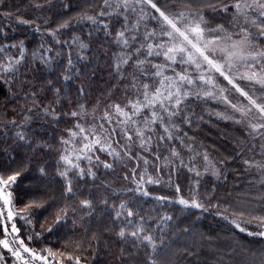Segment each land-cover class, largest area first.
Wrapping results in <instances>:
<instances>
[{"label":"trees","instance_id":"trees-1","mask_svg":"<svg viewBox=\"0 0 264 264\" xmlns=\"http://www.w3.org/2000/svg\"><path fill=\"white\" fill-rule=\"evenodd\" d=\"M194 1L196 0H192L191 3L193 10L199 8ZM153 2L170 16L189 10V0ZM222 2L228 3L229 0ZM36 3L42 7L37 8ZM65 4L68 7H65ZM101 5L102 0H0V48H3L0 60L20 58V41H23L24 54L22 64L19 66V75L20 80L31 82L24 90L35 91L40 104L54 109L58 117L53 119L51 116L38 114L39 110L33 111L31 121L20 129L27 132L29 142L19 141L15 138L18 128L8 122L15 119L16 125L19 126L24 120L27 113L26 110H21L24 102L20 100L23 93L19 90L18 83L11 87V91L17 93L15 100L9 99L6 87L0 90V173L11 174L13 170L27 164V171L9 189L13 195V211L18 212L29 199L34 196L39 198L43 192L47 193L44 199L52 198L45 208L32 210L28 217L30 223L20 216L14 217V224L19 229L18 236L25 244L40 253L49 248L65 251L66 242H71L69 248L71 250L75 241L83 239L84 247L88 249L83 252V256L86 257L83 264H148L146 256L150 249L146 246L141 247L134 258L119 262L116 259L122 246L128 255L133 251L132 245L135 241L129 239L125 244V241L118 239L115 234L131 219L133 227L136 223L142 222L146 229L145 234L156 237L158 254L154 255L157 256V264H260V255L254 250L258 240L255 239L254 242L253 238L242 235L234 225L216 215L220 212L230 220H239L240 217L234 215V212L254 210L253 214H264V208L259 207L253 199L261 194L262 187L256 183L258 178L255 171L246 170L242 163L244 159L253 160L260 151L259 146L257 145L258 149L256 147L254 152H249L247 149L255 144L254 140H250L236 124L220 118L216 120L218 117L213 115V102L198 96H188L181 105V114L173 118L172 123L179 126L178 130L169 129L175 138L161 141L160 137L165 136V133L159 124H151L152 131H148L144 125V118L150 116V110H146L135 119L139 122V127L145 130L146 136L152 137L151 142L146 144L149 151H143L139 147L140 141L135 136V125L127 126L133 140H126L121 133L125 125L118 124L123 117L114 114L110 106L120 104L123 107L129 100L137 98L130 74L134 71L133 62L137 58L143 59L144 56L138 57L133 53L132 62L123 67V79H119L113 70L115 56L132 51L142 43H161L167 40L159 34L162 27L164 30L168 28L159 19V13L147 3L134 2L127 10L121 7L119 11L123 15L98 17V21L102 23L93 24L86 19H77L84 14L95 16L101 10ZM17 17L31 23H20ZM205 18L209 26L217 23L232 28L231 10L225 14L207 9ZM65 21L69 22V27L60 29L54 37L51 31ZM105 24L108 25L107 28L104 27ZM125 25L129 38L134 35L138 37L134 42L130 41L127 48L116 41L117 32L123 31ZM152 30L157 35L151 40H145V32ZM73 37H79L74 46L71 45ZM81 42L88 46L82 52L85 59L79 58ZM260 42L264 45V42ZM41 45L45 49L51 48V52L45 53L51 57L48 65L33 61L32 54ZM146 51L144 49L145 55ZM69 58L74 62L70 69L67 67ZM148 59L153 64H168L169 68L164 70V73L173 71L171 61H166L163 55ZM175 67L181 70L178 64H175ZM65 75L70 76V79H63ZM139 80L138 88L143 83L158 82L142 75ZM81 88L84 90L83 94L80 92ZM56 89L60 90L58 96L55 93ZM56 100H59L58 105L54 103ZM81 104L84 105L86 113L79 118L68 115L71 111L78 110ZM24 107L26 109L27 105ZM106 111L113 113L110 120L104 119ZM185 117L188 118V122H185ZM77 123L90 130V139L96 136L102 140L109 139L117 151L122 150L123 145L130 144L133 158L124 157L123 162L116 163L111 170L105 169L103 163L96 166L90 164L88 160L81 159L80 167L84 169L91 167L96 177L80 178L77 176L78 169L71 171L69 178L73 192L65 196L67 181L58 175V171H64L65 166L62 162L59 165L57 162L66 146L60 141L61 138L69 139L67 129H72ZM101 125L104 126L103 129ZM93 127L95 132H91ZM105 129L114 130L116 134L109 137ZM241 142H246V147L243 155L238 156ZM37 144L42 146L37 147ZM80 146L81 136H78L67 147L72 149ZM100 147L101 145H95L90 155L93 159L99 156L102 162L112 163L113 157L107 152H101ZM173 148L179 153L178 157L171 155ZM196 151L206 152L214 161H226L219 178L206 173L199 178V185H196L197 178L194 172H189L187 167L181 165L183 162L192 166ZM157 156L160 159H156ZM229 157L231 159H226ZM144 159H147V164L144 163ZM199 164L203 166L202 161H199ZM41 167L45 168L46 174L43 176L39 172ZM134 168L137 169L135 173L132 172ZM141 174H144L145 181L149 176L160 179L159 184L145 183L140 186L142 190L150 193L149 196H143L135 191L138 186L136 181L140 179ZM126 176L128 179H125ZM177 186L181 189L180 193L176 191ZM37 187L41 191H34ZM179 195L186 199L197 195L210 211L185 209L175 203ZM155 197L167 199L158 201ZM105 198L107 207L101 202ZM85 199L93 202L92 209L80 207V201ZM122 201L138 215L134 218L127 217L125 209L120 219L114 221L113 206L119 210L118 206ZM215 204H219L220 207L212 208L211 205ZM65 207L68 208L67 216L60 223L53 225L56 212ZM225 208L229 210L224 211ZM89 212L94 214L87 215ZM165 215L171 216L172 220L161 221L160 217ZM141 217L144 218L143 221H140ZM247 218L245 216V219ZM106 228L110 231H105ZM185 228L189 231L184 232ZM248 228L256 229L254 225H249ZM131 230L132 228H129V231ZM37 233L39 235H36ZM93 233L99 236V241L92 242V247L89 248V238ZM29 236L32 239H29ZM161 239L164 240L162 245ZM249 239L253 244L248 242ZM237 248L241 249L240 251L245 250V253L251 256L245 261L237 258L234 254L235 251H239ZM42 254L47 255V252ZM165 254L166 258L163 257Z\"/></svg>","mask_w":264,"mask_h":264},{"label":"snow or ice","instance_id":"snow-or-ice-1","mask_svg":"<svg viewBox=\"0 0 264 264\" xmlns=\"http://www.w3.org/2000/svg\"><path fill=\"white\" fill-rule=\"evenodd\" d=\"M137 4L139 3H147L151 5V8L155 10V12L159 13V17L163 21V25H166L169 30H164L162 27L160 36L168 37L169 41H162L161 43H142L139 47L134 48L132 51L124 52L122 54H117L115 56V63L113 65V70L116 73L119 79H123V67L130 62H132L133 53H135L138 57L143 55V59L137 58L135 62H133V73H131L132 78V87L136 89V99L129 100L127 104L123 107L120 104L111 105L113 108L114 114L118 116H122L123 119L118 121V124L125 125L124 128L121 129V133L124 135L125 139L128 141L133 140V136L129 135L128 127L129 125H135V136L139 139V147L143 151H149L146 147V144L151 142L152 137L146 136L145 130L139 127V122L135 119V117L141 115L144 111L150 110V116H145L144 125L148 131H152L150 125L151 124H159L163 127L165 136H161L160 140L163 141L165 139H173L175 138L173 134L170 132V128H175L178 130V125L172 123L173 118L179 116L181 114V105L183 104L185 98H187L191 93L186 90L185 85L194 84V80L185 73H176L174 76H167L164 74L165 68L169 67L168 64H153L148 57L152 56H160L163 55L166 61L176 62L177 57L180 56V63L182 64H194L197 69L202 67V63L206 64L209 69L214 70L219 73L225 80H227L228 84L232 85V88L239 93L240 96L247 98L249 106H237L231 102L227 95H224L222 99L224 102L235 111L240 113L242 119H236L234 122L238 124H244L248 138L250 140L259 139L261 143L259 144V155L264 157V104H260L256 99H253L252 96L249 95L247 91L244 90L236 80L230 75V70L234 67H237L240 64H243L246 67V71L239 75L240 80H248L255 83L260 84L264 87V47H261L259 44L254 43L257 36L264 38V0H229L228 3H223L222 0H200V5L198 9L193 10L191 8L192 0H189V10L187 14L184 11H181L175 16H170L161 7H158L157 3L153 2V0H135ZM130 0H102L101 10L95 15H81L78 16V20H88L93 24L98 22V17L103 16H113V15H123L119 10L123 7L125 10L129 7ZM113 4L115 7H113ZM35 6L37 8L42 7L39 3H36ZM68 7L67 4L64 5ZM104 9H109V11H105ZM210 9L212 12H222L228 14L231 10L232 17V28H239L238 32H233L226 28L223 24H217L215 28L207 27V20L205 18V11ZM10 15V14H8ZM144 17H141L143 19ZM126 19V17H125ZM152 19H156V17H152ZM17 20L20 23L29 24L31 21L23 20L20 17H17ZM69 27V22L65 21L58 25L57 29L51 31V34L55 37L60 29H66ZM105 28L108 27L107 24L104 25ZM253 28L256 30L253 32ZM39 31V28H37ZM127 26L125 25V29L123 31H119L116 34V41L122 44L123 47L127 48L130 44V41L134 42L138 37L132 36L129 38L127 36ZM157 33L152 31H146L144 39L151 40L152 37L156 36ZM211 35V39L207 37ZM239 37V39H234V37ZM79 41V37H73L71 45L74 46L76 42ZM224 44L221 47V44ZM15 47V45H13ZM88 46L84 43H80V59H85L82 55L84 49ZM144 49H146V55L144 53ZM163 50V51H161ZM3 51V48H0V52ZM20 58H8L7 61L0 60V90H3L4 87L8 90L9 99L15 100L17 97V93L11 91V87L13 84H19V90L23 93L20 96V100L24 103L21 105V110H26V115L24 116V120L21 121L20 125H16L15 119L9 121L8 123L14 127H17L18 130L15 133V138L24 143L29 142V136L26 131L20 130L23 129L32 119L31 113L35 110H39L38 114L44 116H51L53 119H57V114L54 109L42 106L40 102L37 100V93L32 90L25 91L24 89L31 83L28 80H20V65L23 61L24 54V42L20 41ZM51 52V48L45 49L43 45L33 52V61H39L43 65H48L51 61V57L46 55L45 53ZM222 53V58L217 59L216 53ZM186 54V59L184 55ZM71 57V53L69 54ZM73 60L71 58L67 61V67L70 69L73 65ZM225 68L229 69V72L225 71ZM149 69H152L150 71ZM147 77L150 80L158 81L156 83H143L139 88L137 85L140 84L139 77L140 76ZM63 79L68 80L70 76L65 75ZM199 80L203 81L205 84H213V79L211 76H207L205 74H201L198 77ZM51 84V81L48 82ZM83 88L80 89L81 94H83ZM223 93L226 90L220 89ZM60 90L56 89L55 93L57 96L59 95ZM204 96H211V92H205ZM55 104H59V100L54 102ZM25 105L27 108L25 109ZM253 108L256 110L258 115H253ZM83 113H86V109L84 105H79L78 110L71 111L68 113L69 116L73 118H79ZM113 113L105 112L104 119L110 120ZM231 118V117H228ZM167 121V122H166ZM185 122H188V118L185 117ZM103 129V125L100 126ZM78 130V131H77ZM69 133V139L61 138L60 143L64 146V151L59 157L58 165L62 162L64 167V171H58V175L62 178H65L67 183L65 185L64 195L68 196L73 192V185L71 179L69 178V173L73 170L79 169L77 172V176L83 178L84 176H89L92 178L96 177V173L92 170L91 167L88 169H84L80 167L79 161L81 159L88 160L90 164H94L99 166L103 163V167L105 169H114V166L118 162H123L124 157H128L132 159V154L130 151L131 145L125 144L122 146V150L117 151L113 146L112 142L109 139H101L99 136L90 139V130L83 127L80 123L74 125L72 129H67ZM108 136L111 137L115 135L114 130H107ZM91 132H95V128L91 130ZM81 136V145L79 148L69 149L67 146L74 142V138ZM87 141V142H83ZM95 145H101L100 151L107 152L109 156L113 157V162H102L99 156H96L95 159L90 155L93 152ZM42 146L41 144H37V147ZM190 147V146H189ZM246 147V142H241L240 151L237 155H243L244 149ZM257 145L253 144L251 148L247 150L249 152H254ZM171 155L173 157H178L179 153L173 148ZM74 157V159H73ZM137 159H141L142 157H136ZM156 159H160L159 156ZM226 159H231L226 158ZM203 160L205 161L204 171L201 172L196 170L195 163L193 161L192 166H188L181 162L183 167H187L189 172H194L196 185H199V178L206 174L210 173L213 177L219 178L221 175V168L225 165V160H220L213 162L209 155L205 152L203 155ZM144 163L147 164V159H144ZM246 170L251 171L255 169L257 173H259V178L256 183L262 187L261 194L253 199L257 202L259 207L264 208V160H250L244 159L242 161ZM220 165V167H217ZM27 171V164L21 166L18 170H13L11 174H2L0 173V201L3 202V205L8 208L6 219L12 220L14 216H20L21 219H25L27 223H30V216L33 209H43L52 199L49 197L48 199H44V196H47L46 192H43L39 198L35 196L28 200V202L24 205L22 209L18 212L13 211V195L12 192L9 191L13 185H15L18 181V178L23 175V173ZM137 169H132V172L135 173ZM158 171L160 169L158 168ZM40 174L45 175V168L41 167L39 169ZM125 179H128L126 176ZM171 180V177H170ZM137 188L135 191L139 192L143 196H149L150 193L146 190H142L141 185L147 184H159L160 179L153 178L151 176L145 181L144 174L140 175V179L136 181ZM34 191H41L38 187L34 189ZM132 191V190H129ZM177 193L181 192L179 186L176 187ZM214 191V189H213ZM158 201H163L167 199L166 197H155ZM105 207H107L106 198L101 201ZM179 205H182L185 209H198L203 212L210 211L209 207H206L197 195H193L190 198L186 199L183 195H179L178 199L175 201ZM81 208H93V202L91 200H82L80 201ZM212 208L220 207L219 204L211 205ZM116 209V206H113V210L115 211V217L113 220H118L124 214V210H126L127 217H136L138 214L134 212L132 209L127 208L126 202H121ZM228 208H225L224 211H228ZM75 211V209H73ZM254 211V210H253ZM253 211H239L234 212V215H238L240 217L237 219H229L228 216L222 215L220 212H217V216H221L222 219L228 221L239 232L247 233L250 236H259L264 238V214H253ZM68 214V208L59 209L56 212L55 220L53 221V225L58 224L63 220ZM93 212L87 213V215H92ZM0 216H3V211L0 210ZM245 216L248 218L245 219ZM83 219V217H81ZM143 217L140 218V221H143ZM161 221H170L172 220L171 216L165 215L160 217ZM254 225L257 228V231H249L248 226ZM129 228H132L129 231ZM51 231V228L48 229ZM7 231V229H5ZM12 231L18 232L19 229L16 228L15 224L12 225ZM105 231H110V229H105ZM184 232H188L189 229L185 228ZM146 229L142 222H138L133 227V220L129 219L125 227H121L118 232H116V236L118 239L125 241V244L128 243V240L131 239L135 241L132 245L133 251L130 255L126 254V249L124 246L120 248V255L117 256V261L131 259L138 255V250L141 247H148L150 251L147 253L146 259L148 264H157V256L154 254H158V245L156 237L152 234H145ZM36 235H39L37 233ZM29 239H32L29 236ZM99 236L96 233H93L89 238V248L92 247V242H98ZM15 243V242H14ZM164 240H160V244L162 245ZM71 242H66L64 245L65 251L53 250L51 248L42 250L41 253H38L34 249L29 248L25 245L23 240L19 241V246L16 248H12L9 245L7 239H0V247L8 249L11 252L12 256H15L18 260L23 261V264H29V260L23 255V253H28L32 260H40L43 264H83V261L86 257L83 256V252L87 251L84 247V240L75 241L74 247H71L69 250ZM47 252V255L42 254L43 252ZM187 251V249H185ZM191 254V253H189ZM51 257V260H49ZM6 258L0 254V261H4Z\"/></svg>","mask_w":264,"mask_h":264},{"label":"rangeland","instance_id":"rangeland-1","mask_svg":"<svg viewBox=\"0 0 264 264\" xmlns=\"http://www.w3.org/2000/svg\"><path fill=\"white\" fill-rule=\"evenodd\" d=\"M134 2H135V0H130L129 6H132ZM194 3H196L197 5H200V0H196V1H194ZM187 12H185V13L187 14ZM159 19L161 20L160 17H159ZM216 25H217V23L215 25H212V26H209L207 24V27L208 28H215ZM226 28H229V30H231L233 32L239 31V28H237V30H234L233 28H230V27H226ZM255 31L256 30L253 28V32H255ZM166 38H167V40H164V41H169V38L168 37H166ZM207 38L211 39L212 37H211V35H209ZM234 39H239V37L238 36L234 37ZM260 41L264 42V38L257 36L254 43L259 44L261 47H264V45H262ZM169 43H171V42L169 41ZM220 46L223 47L224 44L222 43ZM161 51H163V50H161ZM183 55H184V58L186 59V54H183ZM222 55H223L222 53L217 52L215 58L221 59ZM179 61H180V56L177 57L176 62H171V69L173 71H168L167 73H164V74L167 76H174L176 73H185L186 72L194 80V84L185 85L186 90H188L191 93V95H189V96H198L201 98L205 97L208 100L212 101L214 104L213 115L215 117H218V118H216V120H219V118H220V119L225 120V121H230V122L236 124L239 127V129L247 135V131H246L244 124H238V123L234 122L236 119H242V117L240 116V113L235 112L230 107V105H228L224 102L222 97L224 95H227L229 97V99L231 100V102L234 104H237L238 107L239 106H249L250 107V105H248L247 98L240 96L239 93H237L232 88V85L228 84L227 80H225L222 76H220L219 73L215 72L214 70L209 69L206 64L202 63V67L197 69L194 64H182ZM175 64H178L180 66L181 70H179L177 67H175ZM167 68H169V67H167ZM167 68H165V70ZM225 71L229 72V69L225 68ZM245 71H246V67L243 64H240L237 67H234L230 70V75L236 80V82L242 88H244L245 91H247L249 93L250 96H252L253 99H256L257 102L260 104H264V87H262L258 83L248 81V80H240L238 78L239 75L241 73H244ZM202 73L207 75V76H211L213 79V84H205L203 81L199 80L198 77ZM222 88L226 90L223 93L220 91V89H222ZM205 92H211V96H204ZM252 114L258 115L254 108L252 110ZM228 117H231V118H228ZM254 143L259 146L261 141L259 139H257V142H255V140H254ZM257 149H258V147H257ZM259 152H257V156L254 158V160H257V161L264 160V157H261L259 155ZM204 153H205L204 151H202L201 153H198L196 151V155L193 159V161L195 163L196 170H199V171L204 170V166H205V161L203 160ZM73 159H74V157H73ZM211 160L213 162H216L213 159H211ZM199 161H202L203 166H201L199 164ZM253 170L255 171L254 173L256 174V177L259 178V173H257V171L255 169H253ZM14 217L12 218V220L14 219ZM236 230L239 232L238 229H236ZM249 231L255 232V231H257V228L251 229V230L249 229ZM240 233L246 237L253 238L254 242H256V240H258L257 245L254 247V250L260 255V258H261L260 264H264V238L262 239L259 236H250V235H247V233H242V232H240ZM4 235H5V230L3 228L1 218H0V239H4ZM248 242L250 244H253L250 239L248 240ZM237 249L239 251L234 252V254L237 258H240L242 260L244 259V261H245V260H247L248 257L251 256L248 253H245L246 252L245 250L240 251L241 249H239V248H237ZM0 254H2L6 258L4 261H0V264H23L20 260H18L15 256H12V254L7 249H5L3 247H0ZM163 257L166 258L167 254H165Z\"/></svg>","mask_w":264,"mask_h":264},{"label":"built area","instance_id":"built-area-1","mask_svg":"<svg viewBox=\"0 0 264 264\" xmlns=\"http://www.w3.org/2000/svg\"><path fill=\"white\" fill-rule=\"evenodd\" d=\"M0 210L3 211V216H0L1 219H2V222H3V228H4V230L7 229V231H5L4 239H7L8 240L10 247L16 248V247L19 246L20 239L17 236V233L16 232L14 233L12 231V223H11V221L8 220V219H6L7 212H8V208L3 205V202L2 201H0ZM23 255L29 260V264H43V262L40 261V260L33 261L32 260V257L28 253H23ZM49 260H51V259H49ZM21 262L23 263V261H21Z\"/></svg>","mask_w":264,"mask_h":264}]
</instances>
